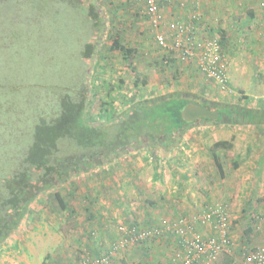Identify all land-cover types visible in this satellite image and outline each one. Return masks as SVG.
I'll list each match as a JSON object with an SVG mask.
<instances>
[{
    "label": "rangeland",
    "instance_id": "1",
    "mask_svg": "<svg viewBox=\"0 0 264 264\" xmlns=\"http://www.w3.org/2000/svg\"><path fill=\"white\" fill-rule=\"evenodd\" d=\"M93 2L101 19V30L95 28V19L87 9L75 10L49 0L0 3V134L13 123H19L18 128L25 131L24 138L17 142L18 148L13 145L18 137L0 138V172L8 170L6 162L15 160L8 152L17 151L18 155L26 151L38 112L54 111L66 90L77 88L84 81L93 94L88 98L92 120L98 117L108 86L114 87L112 96L117 113L131 102L174 93L215 108L234 106L264 111L263 0H200V35L214 38L221 31L226 32L222 51L228 84L224 88L204 78L194 63H182L174 52L156 45L144 0ZM181 2L186 4L189 0H159L165 22L170 20L164 16L167 9L172 7L180 12ZM189 7L185 9L190 10ZM116 38L134 50L128 61L118 51L110 50ZM87 45H93L92 63L83 56ZM222 140L233 144L231 149L216 150L223 177L212 160V145ZM148 144L147 141L143 147H129L119 157L97 161L95 165L99 166L93 171L58 189L66 200L67 210L76 213L72 221L66 219V211L60 210L54 200L56 189L38 198L18 229L20 234L33 229L40 237L39 242L46 244L38 255L43 258L48 252V257L42 262L30 259L31 264H78L87 254L107 250L119 237L120 225L155 227L159 220L190 217L200 213L205 204L219 201L229 208L232 245L216 264H238L243 251L264 248L263 126L197 121L173 148L166 149L160 142ZM65 146L60 147L63 150ZM164 150L168 151L165 156ZM106 189L116 191L115 202L108 201ZM89 191L91 195L87 194ZM81 192H86L87 199L79 198ZM94 192L102 195L97 201L91 199ZM121 192L127 195L126 200L117 198ZM116 209L124 210V220L116 216L115 221L107 223L111 227L108 231L91 227L90 216L96 217L101 211L104 218V212ZM82 238L85 243L92 241L94 246L88 244L92 250L79 244ZM161 238L159 242L155 238L127 247L124 251L130 254L129 262H123L125 256H120L122 260L113 264L165 262L173 251L167 234ZM10 240L11 237L7 243ZM17 251L1 248L0 264H27L25 253ZM138 254L147 257L143 260L140 257L137 262L134 256Z\"/></svg>",
    "mask_w": 264,
    "mask_h": 264
},
{
    "label": "trees",
    "instance_id": "2",
    "mask_svg": "<svg viewBox=\"0 0 264 264\" xmlns=\"http://www.w3.org/2000/svg\"><path fill=\"white\" fill-rule=\"evenodd\" d=\"M6 1L11 0H0V3ZM49 1L62 3L75 10H89L92 18L95 19V28L101 30V19L97 15L94 0ZM216 37L223 50L226 32L221 31L219 37ZM92 46L87 45L83 52L84 58L89 59L91 63L94 58L91 53ZM110 50L118 51L125 61H128L134 53L132 48L122 44L118 38L113 40ZM117 88L120 89L121 86ZM113 91L114 87L108 86L106 96L108 99L101 100L98 117L92 120L88 111L90 103L88 98L93 94L88 91L87 83L84 81L79 87L66 90V93L58 99L54 111L43 114L38 112L26 151L19 152L18 155L17 151L8 152V155L15 160L10 159V163L6 162L8 170L0 172V251L8 239L22 227L29 215L30 207L50 190L56 189L53 194L54 200L62 211H67L66 200L58 189L64 188L73 178L93 171L99 166V164L95 165L97 161L119 157L120 154L126 153L129 147H143L147 141L150 145L160 142L166 149L175 147L191 126L181 118V110L188 103L202 105L207 110L218 112L216 119H200L199 121L202 122L222 121L231 125L264 127L263 110L234 106L215 108L179 93L147 101L131 102L130 106L117 113ZM18 127H20L19 123L8 125L0 134V138L18 137L19 140L13 142L14 147L18 148L17 142L24 138L25 132ZM63 144L66 146L62 150L60 146ZM232 147V142L226 140L217 141L212 145V160L222 177L223 167L216 150ZM1 149L5 150L4 147ZM235 167H238V163ZM69 194L72 192L70 191ZM69 213L70 216L74 215L73 210ZM92 219L91 216L88 218V220ZM142 227L151 228L148 225ZM167 236L171 237L169 234Z\"/></svg>",
    "mask_w": 264,
    "mask_h": 264
},
{
    "label": "built area",
    "instance_id": "3",
    "mask_svg": "<svg viewBox=\"0 0 264 264\" xmlns=\"http://www.w3.org/2000/svg\"><path fill=\"white\" fill-rule=\"evenodd\" d=\"M145 12L154 32L156 45L174 52L182 63L192 62L207 80L224 88L228 84L227 62L217 37L201 36L200 0L180 3L178 16L164 21L158 0H144ZM264 4V0H263ZM190 6L189 9H185ZM189 12L186 13L185 11ZM119 237L107 250L83 256L78 264H110L111 257L127 247L169 234L178 245L171 264H216L230 250V216L227 204H205L200 213L163 220L158 226L143 228L135 224L117 227ZM199 229L208 230L209 233ZM238 264H264V248L243 251Z\"/></svg>",
    "mask_w": 264,
    "mask_h": 264
},
{
    "label": "crops",
    "instance_id": "4",
    "mask_svg": "<svg viewBox=\"0 0 264 264\" xmlns=\"http://www.w3.org/2000/svg\"><path fill=\"white\" fill-rule=\"evenodd\" d=\"M162 10H163V8H162ZM177 12L178 11H174V10H172V7L168 10L167 9V12H165V13H167L166 15H164V16H167L170 20L172 19V18H174V17H176V16H178L177 15ZM164 13V14H165ZM171 13V14H170ZM163 15V14H162ZM138 171V170H137ZM134 176H135V174H134ZM184 176L186 177V180L188 179L187 178V175L186 174H184ZM134 179H135V177H134ZM107 191H108V195H109V202H115L114 201V197L116 196L114 193L116 192L114 189H112V190H108V189H106ZM87 194H89V195H91V192L89 191V192H87ZM114 194V195H113ZM86 192H81V195L79 196V198L81 199V198H84V199H87L86 198ZM119 195V194H118ZM92 200L93 201H97L99 198H101L102 197V195L100 194V193H96V192H94L93 194H92ZM121 197V201L122 200H126L127 199V195L126 194H124V193H122L121 192V195L120 196H117V198H120ZM120 203V201L117 203V204H119ZM114 206V204L112 205V207ZM59 209H60V207H59ZM108 209H110V208H108ZM115 208H113V210H114ZM61 210V209H60ZM106 211V212H104V214H105V216H104V218H103V216H102V214H101V211L100 212H98L97 214H98V216L96 215V217L95 216H91V217H93V219H92V224H91V227L92 228H96V229H98V230H101V231H108V229L109 228H111V227H108V225H107V223H109V222H113V221H115L114 219H116V216H118L119 215V217L121 216H123L124 214H125V212H124V210H122L121 209V211L120 212H117L118 210L116 209V211ZM94 212H95V209L93 210ZM97 211V210H96ZM64 213H65V211H63ZM89 212V211H88ZM92 213V212H91ZM103 213V212H102ZM70 213H69V211L67 210L66 211V219L68 220V221H72L74 218H75V216H76V213L74 212V215L73 216H70L69 215ZM91 215V214H90ZM92 215H94V213L92 214ZM69 218V219H68ZM122 220H124L123 219V217H122ZM164 220H171V219H169V218H165ZM67 221V222H68ZM62 222H64V220L62 221ZM162 221H160L159 220V224L161 223ZM61 224V223H60ZM111 226V225H110ZM83 227L84 228H87V225H83ZM33 230V229H32ZM32 230H28V231H26V233H28V234H23L25 231H23V233L22 234H20V231L19 230H17L14 234H13V236H11V240H10V242L9 243H7L6 242V244H5V246H3V248L5 249V250H10V249H18V251H21V252H23V253H25V259L27 260L26 261V263L27 264H31V262H30V259L32 260V261H34L35 259H42L41 260V262L43 261V260H45V258H47L48 257V252L46 253H44L43 254V258H40L39 257V255H38V253H39V249L42 247V246H45L46 244H43L42 242H39V240H40V237L36 234V233H34ZM103 233V232H102ZM206 233H209V231L208 230H206ZM23 236V237H22ZM163 237V236H162ZM169 237V236H168ZM84 241V238H82V239H80V242H79V244L81 245V246H83V248H87L89 245H93L94 246V244H92L91 242L92 241H90L89 243H85V242H83ZM156 242H159V241H162V238L160 237V238H158V239H156L155 240ZM171 242V246H170V249L173 251V252H171V253H169V255L167 256V257H169V258H165V262L164 261H160V262H157L156 264H171V259H172V256H173V253H174V251H176V250H178V245L176 244V241L174 240V239H172V237H169L168 238V240H167V242ZM41 243V244H40ZM145 243V242H144ZM89 244V245H88ZM142 244V243H141ZM162 244H164V243H162ZM173 244V245H172ZM51 246V245H50ZM164 246V245H163ZM55 248V247H54ZM133 248V247H132ZM164 248H165V246H164ZM88 249H90V250H92V248L91 247H88ZM100 249V248H99ZM98 249V250H99ZM131 249V248H130ZM167 249V248H166ZM90 250H88V251H90ZM97 250V251H98ZM129 250V249H128ZM17 251V252H18ZM54 251H57L56 250V248L54 249ZM126 251H127V249H126ZM170 251V250H169ZM120 252H125L124 250L123 251H120ZM99 253V252H98ZM118 254H116V255H113L112 257H111V260H110V264H113V262H116L117 261V259H121L122 260V258L121 257H124L125 256V258L122 260L123 262H129V260H130V258H128L129 257V255L130 254H128V253H119V252H117ZM171 254V255H170ZM32 255H33V259H32ZM117 255H119L118 257H117ZM121 256V257H120ZM64 257H66V256H64ZM63 257V258H64ZM135 258H134V260H137V262L140 260V257L142 258V260L145 258V257H147L146 256V254H138V255H136V256H134ZM66 259H67V257H66ZM167 259H169V260H167ZM15 264H17V263H15ZM142 264V263H141Z\"/></svg>",
    "mask_w": 264,
    "mask_h": 264
},
{
    "label": "water",
    "instance_id": "5",
    "mask_svg": "<svg viewBox=\"0 0 264 264\" xmlns=\"http://www.w3.org/2000/svg\"><path fill=\"white\" fill-rule=\"evenodd\" d=\"M218 117L217 111H210L201 105L188 103L181 110V118L184 122L190 124L198 119H216Z\"/></svg>",
    "mask_w": 264,
    "mask_h": 264
},
{
    "label": "flooded vegetation",
    "instance_id": "6",
    "mask_svg": "<svg viewBox=\"0 0 264 264\" xmlns=\"http://www.w3.org/2000/svg\"><path fill=\"white\" fill-rule=\"evenodd\" d=\"M197 101V100H196ZM198 103V102H197ZM202 106V105H201ZM211 111V110H210ZM200 119H198V120H195L193 123H190V125H193V124H195L197 121H199Z\"/></svg>",
    "mask_w": 264,
    "mask_h": 264
}]
</instances>
